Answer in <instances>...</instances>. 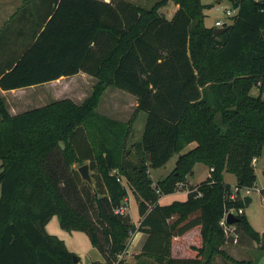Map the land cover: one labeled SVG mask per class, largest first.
Masks as SVG:
<instances>
[{
  "label": "trees",
  "instance_id": "1",
  "mask_svg": "<svg viewBox=\"0 0 264 264\" xmlns=\"http://www.w3.org/2000/svg\"><path fill=\"white\" fill-rule=\"evenodd\" d=\"M230 1L235 13L219 34L203 23L211 5L201 0H159L150 8L129 0H50L24 8L34 21L30 41L0 59V89L80 71L97 83L80 104L61 99L14 115L0 96V264H81L47 233L53 216L62 229L85 232L105 264L126 249L130 232L146 234L137 257L154 264H213L216 256L253 264L230 253L261 241L244 200L230 195L253 189V160L264 146V0ZM255 85L257 96L250 93ZM108 86L132 94L135 113L146 114L135 161L126 146L135 115L122 122L96 112ZM78 129L84 133L76 136ZM175 153L173 169L153 186L147 169ZM84 160L93 184L73 166ZM197 163L209 172L190 185L187 175ZM224 172L235 176L233 187ZM179 184L186 199L160 204ZM129 187L138 225L129 212H114ZM229 208L242 212L223 225ZM195 227L193 256L173 257L174 238Z\"/></svg>",
  "mask_w": 264,
  "mask_h": 264
},
{
  "label": "rangeland",
  "instance_id": "2",
  "mask_svg": "<svg viewBox=\"0 0 264 264\" xmlns=\"http://www.w3.org/2000/svg\"><path fill=\"white\" fill-rule=\"evenodd\" d=\"M129 1L139 4L145 8H150L154 3H156L159 0H129ZM201 2L203 4L211 5L210 8L204 10L205 17L203 19V23L207 27L214 28L215 27L214 22L216 20H220L221 22L225 24H229L231 22L230 17L226 15V9H230L234 13V8L230 0H201ZM171 8L172 7H169L168 9H171ZM79 75L80 76H72V77L67 76L65 78L66 79L65 81H67L69 85L70 81H76L77 78H83V76H89L82 72ZM61 83H64V81H62ZM68 85H65V87L60 88L59 92L50 91V92H47L46 95L57 96L58 94L67 93L68 91H70V89H68V91L65 92ZM48 86H53V85L48 84V85L40 86V88L42 89L25 88L26 90H24L23 92L18 91L15 94L9 93L8 95H6V97L17 95L19 97L24 96V100L26 99L32 100L34 98H38L40 93L43 94V96H45L46 89H44V87H47V89L49 90L50 88ZM71 87H73V83L71 84ZM259 90H260L259 86L255 85L252 87L250 93L253 96H257L259 94ZM118 96L119 95H117V98L121 100V98ZM262 96L264 97V88H263ZM145 118H146L145 112L138 111L131 125L129 142L136 143L134 144L135 149L131 151L133 152L135 159H136V153L138 156L142 155V152L138 148V144L141 140ZM194 145H195L194 143L189 144L181 152L189 150ZM177 156H178L177 153L173 154L171 158L168 160V162L163 166H160L158 168H148L147 169V173L152 181L153 186L156 184V182L159 179L164 178L166 175H168L171 172V170L174 167V163L176 161ZM0 164H1V161H0ZM206 168H207L206 165L202 163H197L194 166V169H193L194 172L192 171L191 174H188L187 178L188 179L190 178L191 182L193 183L203 181L207 176ZM263 172H264V146L262 149V153L258 157L257 162L255 164V175H256L255 186L251 190L250 194L246 195L251 199V201L248 204H244V208H243L245 216L254 225V227L258 229L256 230L260 234L261 241L259 244H257L256 242H253L252 244L251 242L242 243V245L235 247V249L231 250L230 252L236 258L252 260L253 264H264V174ZM90 174H91V171H90ZM224 180L233 187L235 176L232 173L225 172ZM257 189L262 190V191L261 192L257 191ZM0 191H1V188H0ZM127 191H128L127 197L129 199V204H130L129 214L132 217L133 221H136L134 223L138 225V219H139V214L137 210L138 202H137L135 195L133 194L132 188L129 187ZM241 193L243 194V192ZM186 196H187V192L185 191L184 188L175 189V191L171 194L162 195L160 199V203L168 204L174 200L183 201L186 199ZM45 229L47 233L55 235L59 239H61L65 243L66 247L71 252H73V254L79 257L81 264H94L95 262L104 263L103 258L101 257L97 248L91 244L85 232L79 231V230L66 231L62 229L60 227L57 216L51 217ZM139 238H140V235H137L136 239L133 240V243L131 244L132 246L129 248L126 257H124L123 259L124 263L139 264L141 262H147V263L154 264V261L150 258H147L145 256L137 257L138 253L140 252V248L134 245V243H136V241L139 240ZM190 239H192L193 241L192 243L197 242L196 241L197 236H195V238L193 239V236L191 235ZM262 242H263V245H262ZM182 251H178V253H182ZM218 257L220 256L215 257V261L213 262V264H215V262L216 264H228V261L224 260L222 257H220L219 260L217 261Z\"/></svg>",
  "mask_w": 264,
  "mask_h": 264
},
{
  "label": "crops",
  "instance_id": "3",
  "mask_svg": "<svg viewBox=\"0 0 264 264\" xmlns=\"http://www.w3.org/2000/svg\"><path fill=\"white\" fill-rule=\"evenodd\" d=\"M106 1H109V0H106ZM49 2L50 0H0V59L4 60V58L6 57L8 58L10 56H16L17 53L30 41L29 35L32 31L34 21L32 19L33 17L31 15V11H26L24 13L23 11L24 8L29 6L31 3H35L36 5L37 4L46 5ZM80 73L81 71L69 77L80 76L79 75ZM89 76H83V78H77L76 81H70L69 85L67 81H65L66 80L65 78L67 76H61L58 79L45 82V83H41V84H36L33 86L17 88V89H12V90L0 89V96L3 98L8 111L12 115L18 114L20 112H23L25 110H28L34 107H39L45 104H49L50 102L61 100V99H70L73 102L80 104L91 94L94 85L97 83V78H95L94 76H91V77ZM62 81H64V83H61ZM72 83H73V87H71ZM48 84L49 85L52 84L53 86H48L50 88L49 90L47 89V87H44V89H46L45 96H43V94L40 93L38 98H34L32 100H27V99L24 100V96L19 97L17 95L6 97V95H8L9 93L15 94L18 91L23 92L24 90H26L25 88H40V86H44ZM65 85H68L65 92H67L68 89H70V91H68L67 93L58 94L57 96L46 95L47 92H50V91L59 92V89L65 87ZM117 95H119L118 97H120L121 100L117 98ZM136 106H137V101H136V98L132 94H130L127 91L121 90L119 88L108 86L107 88H105V90L103 91V94L100 97V100L96 108V112L101 115H104V116H107V117H110V118H113V119H116L122 122L129 121L133 117V115H135L134 118H132V122H133V120L135 119L137 115V112L135 113ZM132 122H131V125H132ZM82 133H84V131L81 129H78L76 131V136ZM129 137L130 135L127 138L126 146L127 148H130V149L132 148V151H133L135 149L134 144L136 143L134 142L130 143ZM61 145L63 146V143H61ZM86 152L88 153V151ZM257 159H256V162H257ZM82 163L88 164V160H84L82 161ZM73 166L77 168L79 165L74 164ZM208 172H209V168L207 167L206 174H208ZM187 182L190 185L191 184L194 185L198 183V182L196 183L191 182L190 178L189 179L187 178ZM233 184H235V181ZM160 199L161 197L159 198V203H160ZM127 200L129 204L128 197H127ZM137 208H138V205H137ZM133 222H136V221H133ZM252 226L255 230L257 229L254 227L253 224ZM137 235H140V238L139 240L136 241V243H134V245L141 248L146 238V234L143 232H136L133 240L136 239ZM191 235L193 236V239L195 238V236H199V228L198 227L192 228L191 230L185 232L183 235L174 238L172 242V246H171V254L173 257L183 258V257L193 256V253L189 251V246L192 244H196V243H192L193 241L192 239H190ZM178 251H182V253H178Z\"/></svg>",
  "mask_w": 264,
  "mask_h": 264
},
{
  "label": "built area",
  "instance_id": "4",
  "mask_svg": "<svg viewBox=\"0 0 264 264\" xmlns=\"http://www.w3.org/2000/svg\"><path fill=\"white\" fill-rule=\"evenodd\" d=\"M234 13H235V10H234ZM234 13L230 9H226V15L228 17L231 18V16H233ZM224 24L225 23L221 22L220 20H216L214 22V26L215 27H223ZM253 164L254 165L256 164V159L253 160ZM117 180L123 182L122 178H120V177H117ZM179 188L182 189V186L180 184H179ZM251 190L252 189H249V188H243V189L240 190V193L238 195L235 194V193H232L230 195V197H231V199H235L238 196V197H240L243 200V198L246 195H249L250 194ZM257 191H260V190L257 189ZM241 192H243V194ZM114 212L116 214H119V215H123V214L129 212V204H128L127 198L124 200V203L122 205H119L118 207L115 208ZM241 212H242V209L241 208H239V209H235V208L225 209L224 214H223V217H222L220 223L223 224V225L224 224L225 225H228V223H226V216H227V214L228 213H232V214H234L236 216L237 213H241ZM230 230L232 231L233 229L230 228ZM135 234H136V232H130V238H129L128 242H127L126 249H124L121 253L117 254L116 261L113 264H117L119 261L123 260L124 257H126L127 252L129 250V248L131 247V243L133 241V238H134ZM233 241L236 242V236L234 237ZM97 264H105V263H101L100 262V263H97Z\"/></svg>",
  "mask_w": 264,
  "mask_h": 264
},
{
  "label": "water",
  "instance_id": "5",
  "mask_svg": "<svg viewBox=\"0 0 264 264\" xmlns=\"http://www.w3.org/2000/svg\"><path fill=\"white\" fill-rule=\"evenodd\" d=\"M225 30H226L225 27H214L213 28V33L214 34H219V33L224 32ZM130 157H131V159L133 161H135V157H134L133 152L130 153ZM77 171H78V173H79V175H80L82 180H85V181H87L90 184L93 183V180H92V177H91V174H90V170H89V165L87 163H84V164H81L80 166H78L77 167ZM263 174H264V172H263ZM243 200H244V204H248L251 199L248 196H245L243 198ZM238 220H239L238 217H236L232 213H228L227 216H226V223H228V224L235 223ZM262 245H263V242H262ZM73 260H74V262L78 261L77 255L73 254Z\"/></svg>",
  "mask_w": 264,
  "mask_h": 264
}]
</instances>
